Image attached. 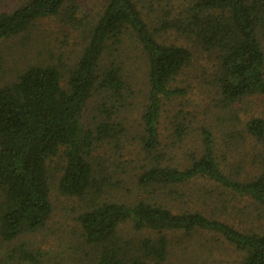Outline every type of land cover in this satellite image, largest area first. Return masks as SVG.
Instances as JSON below:
<instances>
[{"label":"trees","instance_id":"obj_1","mask_svg":"<svg viewBox=\"0 0 264 264\" xmlns=\"http://www.w3.org/2000/svg\"><path fill=\"white\" fill-rule=\"evenodd\" d=\"M65 2L24 0L0 11V48L37 19L58 15ZM67 15L81 42L74 46L65 35L51 46L43 39L0 83V264H168L176 253L209 249L202 233L237 252L236 264H264V222L238 228L215 209L185 201L187 191L197 200L218 189L248 198V212L264 219V118L252 116L233 130L259 145L246 151L251 171L245 159L240 164L217 149L204 124L198 146L177 157L175 147L190 130L181 110L171 143L159 130L164 100L185 93L172 82L192 59L191 44L214 54L210 85L223 106L264 93V0H192L153 28L135 0H105L86 21ZM169 24L184 43L159 39ZM125 34L138 39L147 63L148 89L134 127L126 113L135 90L119 55ZM133 143L142 156L137 170L123 153ZM129 172L132 188L125 184ZM52 190L71 198L58 222L51 221L58 206Z\"/></svg>","mask_w":264,"mask_h":264},{"label":"rangeland","instance_id":"obj_2","mask_svg":"<svg viewBox=\"0 0 264 264\" xmlns=\"http://www.w3.org/2000/svg\"><path fill=\"white\" fill-rule=\"evenodd\" d=\"M23 1L0 0V11L12 10ZM135 1H138V6L149 27L153 28L158 26L162 20L170 22L192 0ZM104 2L105 0H66L65 8L58 15L39 18L29 26L26 32L4 39L0 48V83L9 81L14 77L16 70L27 60L26 56L28 54L31 56L34 52H37L40 46L39 43L43 39L49 40L52 46L56 40H63V36L66 35L69 42L73 43L74 46L78 45L82 38L79 39L78 31L71 23L69 24L65 20V16L68 18L67 14L69 13L71 16L76 15L83 21H86L89 17L93 19L101 10ZM170 27L158 31L159 39L164 42L184 43V39L176 32V29L171 25ZM55 46L60 47L59 42ZM262 46L264 48V41H262ZM62 49H64V46H62ZM191 49V61L172 82L173 85L184 87L185 93L165 99L162 105L159 124L161 140L162 142L171 143L170 137L173 135L172 119L174 114L181 110L186 113L187 119L185 120L190 123V130L184 136L183 141L175 147L177 157H184L185 153L198 146L199 134L197 129L200 124H204L212 129L216 139V148L230 154L240 164V159L241 161L245 159L243 167L251 171L254 166L250 165L251 157L247 155L246 151L252 152V147L256 145L259 149V145L255 139L246 135L237 137L233 130H241L242 124L252 116L264 118V93L247 97L236 104L233 107L234 109L223 106L219 96L216 95L215 90H212L210 85V79L217 65L214 54H210L208 51H204L193 44H191ZM119 55L122 60L124 74L135 90L134 111L130 109L126 113L128 124L134 127L138 118L137 112L140 109L141 102L145 99L148 89L146 57L138 39L132 34L123 36ZM132 147L131 151L126 149L123 153L126 159L135 161L131 163V166L133 167L134 164V168L137 170L142 162V156L138 153V148L134 143ZM177 157L174 159H178ZM131 174L130 172L126 174L125 184H129L132 188L131 180L133 176ZM208 189L210 190V187ZM189 194L191 195V191H187L185 201L189 199L192 202V206L202 207L206 210L213 208L219 218L238 228L257 227L259 222H264L262 217L248 212L251 210V206H249L251 202L248 198L229 195L228 193L222 194L218 189L213 194L209 193L205 199L195 200L194 197L188 196ZM51 196L52 200L58 203V206L54 209L51 221L58 222L67 217L68 213L61 206L63 204L68 205L71 198L63 197L55 190ZM179 203H183V198L179 200ZM57 233L59 232L57 231ZM44 235L51 236L48 234ZM66 236L63 228L59 237L64 239ZM200 239L207 244L209 249L207 248L204 252H202V248L196 249L191 256L187 254L182 256L181 253H176L168 264H236L239 255L230 246L223 243L221 244L222 248L219 247L218 244L214 243L218 238L206 233H202ZM35 240L41 241L42 238L37 236ZM45 240H42L44 244Z\"/></svg>","mask_w":264,"mask_h":264}]
</instances>
